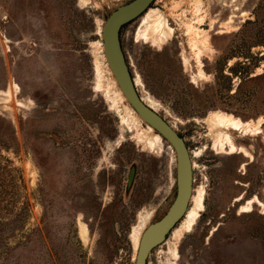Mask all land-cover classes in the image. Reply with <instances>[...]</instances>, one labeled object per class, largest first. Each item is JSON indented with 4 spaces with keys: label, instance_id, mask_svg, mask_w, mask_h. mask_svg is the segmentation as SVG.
Returning <instances> with one entry per match:
<instances>
[{
    "label": "rangeland",
    "instance_id": "1",
    "mask_svg": "<svg viewBox=\"0 0 264 264\" xmlns=\"http://www.w3.org/2000/svg\"><path fill=\"white\" fill-rule=\"evenodd\" d=\"M129 1L0 0V264H135L136 230L175 198L176 154L104 52ZM122 42L194 164L188 213L149 264H264V0H156Z\"/></svg>",
    "mask_w": 264,
    "mask_h": 264
},
{
    "label": "water",
    "instance_id": "2",
    "mask_svg": "<svg viewBox=\"0 0 264 264\" xmlns=\"http://www.w3.org/2000/svg\"><path fill=\"white\" fill-rule=\"evenodd\" d=\"M156 0H131L118 6L102 28V41L108 65L123 96L134 112L169 144L176 154V195L164 216L144 230L135 264H149L152 251L164 244L186 216L194 194V164L184 137L164 117L148 105L136 86L123 42L122 30L140 18Z\"/></svg>",
    "mask_w": 264,
    "mask_h": 264
},
{
    "label": "bare ground",
    "instance_id": "3",
    "mask_svg": "<svg viewBox=\"0 0 264 264\" xmlns=\"http://www.w3.org/2000/svg\"><path fill=\"white\" fill-rule=\"evenodd\" d=\"M196 9H197V11H200L201 9H200V3L198 4V5H196ZM157 13V12H156ZM158 15V14H157ZM163 15V14H162ZM164 16V15H163ZM158 17H160V16H158ZM157 18V17H156ZM147 23L149 24V25H151V30H155V29H157V28H159L160 26H162V25H164V19L162 18V17H160V18H157V19H154V16H152L151 17V19H148V21H147ZM147 25V24H146ZM146 28V27H145ZM147 28H149V27H147ZM150 30V29H149ZM150 30V31H151ZM146 32V31H145ZM154 32V31H153ZM153 32H151V33H153ZM174 32V31H173ZM147 34V33H146ZM151 34H149V36H150ZM201 35V34H200ZM203 35H204V32H203ZM155 36V35H154ZM167 37V36H166ZM154 38V37H153ZM199 38V37H198ZM203 38H204V36H203ZM207 39V37L205 38V40ZM203 41V40H202ZM155 42H156V40H155ZM200 42V44H201V41H199ZM204 42V41H203ZM201 46V45H200ZM201 48V47H200ZM202 50V49H201ZM199 53H200V51H199ZM199 58V57H198ZM136 86H137V84H136ZM12 96V95H11ZM10 97V96H9ZM14 97V96H13ZM12 98V97H11ZM145 101V100H144ZM146 103H147V101H145ZM149 105V104H148ZM150 107H152L154 110H156L153 106H151L150 105ZM157 111V110H156ZM223 115L222 114H219V115H217L214 119H213V121H212V123H213V125H215V126H218L219 124H221V123H223ZM240 123H241V121H240ZM174 128V127H173ZM153 129V128H152ZM151 129V130H152ZM154 130V129H153ZM152 130V131H153ZM154 133V132H153ZM159 137V136H158ZM158 141V140H157ZM150 143H151V147L153 146V144L155 145L156 143H155V139L153 138V137H150ZM155 147V146H154ZM236 148V147H235ZM135 171V170H134ZM135 174V173H134ZM134 179V178H133ZM133 182V181H132ZM256 199V198H255ZM201 207L203 208V204L201 205ZM188 213V212H187ZM187 215V214H186ZM150 216V215H149ZM149 220H150V217H146L144 220H143V223H142V227L141 228H138L137 230H136V233H135V242L136 243H139L140 241H141V236H142V233H143V231L145 230V228H146V226H147V224H149L148 222H149ZM195 221H196V218H194V219H192L191 220V222H190V225H189V227H188V230H190L191 228H192V226L195 224ZM178 226V225H177ZM174 231V230H173ZM133 240V241H134Z\"/></svg>",
    "mask_w": 264,
    "mask_h": 264
},
{
    "label": "flooded vegetation",
    "instance_id": "4",
    "mask_svg": "<svg viewBox=\"0 0 264 264\" xmlns=\"http://www.w3.org/2000/svg\"><path fill=\"white\" fill-rule=\"evenodd\" d=\"M167 206H168V201L164 199V201L159 205L160 209L158 210V214L160 215V213H162L164 209L166 210ZM159 215L156 216L152 222H156L159 219H161L163 215L161 217H159Z\"/></svg>",
    "mask_w": 264,
    "mask_h": 264
}]
</instances>
